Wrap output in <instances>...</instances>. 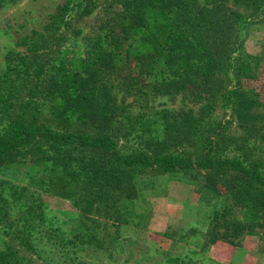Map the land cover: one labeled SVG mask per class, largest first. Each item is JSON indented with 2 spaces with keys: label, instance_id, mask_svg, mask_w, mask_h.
Masks as SVG:
<instances>
[{
  "label": "rangeland",
  "instance_id": "374dc122",
  "mask_svg": "<svg viewBox=\"0 0 264 264\" xmlns=\"http://www.w3.org/2000/svg\"><path fill=\"white\" fill-rule=\"evenodd\" d=\"M64 1L12 0L0 5V134L6 128L10 109H17L15 105L27 95L26 86H17L14 79L6 81V55L11 52V57L29 56L28 44L23 45L22 40L31 36L33 30L41 32L49 21V14ZM198 2L203 5L207 0ZM96 3L90 14L73 18L61 35L59 47L66 61L65 68L75 64L83 70L88 68V61L97 59L98 54L92 50L95 36L103 22L109 19L108 15L111 17L113 4L111 0H96ZM258 5L260 10L255 13L259 15L246 25L241 50L243 58L249 61L250 76L235 84L253 101L249 111L225 104L223 90L233 83H228L224 67L216 71L212 83L195 91L160 87L150 93L149 81L143 79V75H139L131 88L107 76L100 110L108 121L87 124L81 120L80 124H66V127L88 134L101 128L111 133L123 152L143 145L153 153L175 154L192 152L195 147L203 146L196 142L194 135L199 132L195 127L201 128L200 137L216 128L220 136L219 146L215 148L217 153H225L221 148L229 143L231 149L245 151L251 160H261L264 165V0ZM227 6L241 14L252 11V7L235 5L233 0H227ZM56 58L51 51L43 52L40 57L50 59L51 65L57 67L59 55ZM24 78L27 85L28 77ZM52 98L43 94L30 113L39 122L64 129L57 117L60 114L51 109L55 104ZM74 153L78 155L80 151ZM33 155L15 150L0 159V187H7L3 192L6 201L0 199L3 217L0 220V250L12 249L11 259H16V264L48 263L44 258L46 254L41 251L45 249L44 244L34 252L21 242V239H30L31 231L22 220L29 215L25 213L27 205L23 204L35 198H44L46 209L61 219L84 221L102 243L97 264H155L148 258L159 256L171 246H175L181 258H195L201 264H264V209L234 197L229 187L235 177L233 172L218 169L138 172L134 176L136 197L130 203L122 201L128 206L121 213L111 199L100 201L94 196L90 201L93 207L89 210L86 202L76 205L77 198L73 194L60 196L65 177L61 173L54 176L47 166L49 162L33 159ZM72 183L78 193L85 194V185ZM220 213L226 215L225 220H220L222 226L216 228L220 233H223L224 224L230 226L235 219L241 222L243 229L231 240L220 238L211 242L208 230ZM118 217L121 221L116 222ZM65 225L68 227L67 222Z\"/></svg>",
  "mask_w": 264,
  "mask_h": 264
},
{
  "label": "trees",
  "instance_id": "16d2710c",
  "mask_svg": "<svg viewBox=\"0 0 264 264\" xmlns=\"http://www.w3.org/2000/svg\"><path fill=\"white\" fill-rule=\"evenodd\" d=\"M8 1L12 0H0V5ZM111 1L113 15H108L109 19L103 22L94 38L92 50L98 54L99 61L95 58L88 61V68L79 70L75 64L65 68L59 42L73 18L90 14L96 7V0H65L49 14V21L41 32L33 30L31 36L22 40L23 45L28 44L29 56L17 54L11 57V52L6 55V81H10L7 78L14 79L17 86H26L27 95L15 105L17 109L9 111L6 128L0 134V159L15 150H22L34 154L33 159L49 162L47 166L51 167L54 176L61 173L66 179L60 187L63 192L60 196L73 194L77 198L75 204L86 202L89 210L93 207L90 201L96 196L100 201L113 200L119 212L124 213L123 208L128 205L123 202L130 203L136 197L134 176L138 172L193 169L235 173L229 185L234 197L264 209L263 162L251 160L247 152H239L238 148L231 149L229 143V147L224 144L221 148L225 153H217L215 148L219 146L220 136L216 128L211 129L215 132L209 129L200 137L202 130L195 127L199 132L194 135L196 142L203 146L195 147L192 152L175 154L153 153L143 145L123 152L111 133L101 128L88 134L66 127L80 124L81 120L87 124L108 121L100 110L101 92L107 87L104 81L107 76L133 87L134 81L143 75V79L149 81L150 93L160 87L195 91L212 83L216 71L224 67L228 83H233L232 87L223 90L225 104L249 111L253 101L235 84L250 76L249 61L243 58L241 50L246 25L259 15L255 12L260 8V0H233L235 5L252 7L250 13L242 14L228 7L227 0H207L203 5L198 0ZM45 51H51L55 58L59 55L57 67L51 65L50 59H40ZM23 76L28 77L27 85ZM43 94L53 97L55 104L51 109L60 114L57 117L64 129H54L53 125L32 118L30 111ZM74 151H80V154L75 155ZM72 182L85 185V194L78 193ZM6 188L0 187L3 201H6L3 194ZM12 194L9 195L11 198ZM46 204L44 198L23 204L27 205L25 213L29 215L22 220L31 231L30 239H21L22 244L34 252L44 244L45 249L41 251L46 254V264H97L102 243L96 239V234L84 221L61 219L46 209ZM1 215L0 209V220H3ZM225 217L223 213L215 216L214 224L208 230L211 242L220 238L231 240L242 231L237 219L230 226L224 224L223 233L216 230L222 226L220 220ZM118 220L121 221L119 217L116 222ZM13 256L12 249L8 252L0 250V264H16V259H11ZM148 259L155 264H201L195 258H181L175 246Z\"/></svg>",
  "mask_w": 264,
  "mask_h": 264
}]
</instances>
